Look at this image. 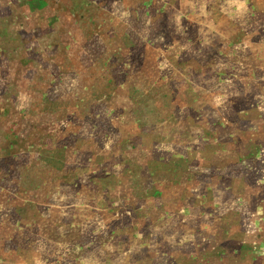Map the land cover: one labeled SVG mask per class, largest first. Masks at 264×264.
<instances>
[{"label":"rangeland","instance_id":"374dc122","mask_svg":"<svg viewBox=\"0 0 264 264\" xmlns=\"http://www.w3.org/2000/svg\"><path fill=\"white\" fill-rule=\"evenodd\" d=\"M0 264H264V0H0Z\"/></svg>","mask_w":264,"mask_h":264},{"label":"clouds","instance_id":"9594fccd","mask_svg":"<svg viewBox=\"0 0 264 264\" xmlns=\"http://www.w3.org/2000/svg\"><path fill=\"white\" fill-rule=\"evenodd\" d=\"M243 7H244V6H243L242 4H240V5H238L237 10H238V11H243Z\"/></svg>","mask_w":264,"mask_h":264}]
</instances>
